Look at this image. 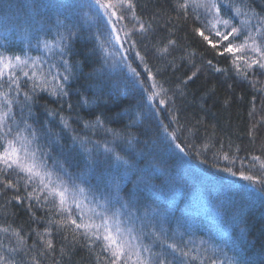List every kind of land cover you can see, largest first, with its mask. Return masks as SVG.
I'll return each mask as SVG.
<instances>
[{"label":"trees","instance_id":"obj_1","mask_svg":"<svg viewBox=\"0 0 264 264\" xmlns=\"http://www.w3.org/2000/svg\"><path fill=\"white\" fill-rule=\"evenodd\" d=\"M129 2L0 0V58L26 61L0 75V152L19 133L51 174L0 163V264H112L71 223L105 217L116 264H264V0H215L227 26L208 0Z\"/></svg>","mask_w":264,"mask_h":264},{"label":"snow or ice","instance_id":"obj_2","mask_svg":"<svg viewBox=\"0 0 264 264\" xmlns=\"http://www.w3.org/2000/svg\"><path fill=\"white\" fill-rule=\"evenodd\" d=\"M96 3L105 10V14L108 15L109 14V10L110 9H115L118 6L119 7H128L131 8L132 4L129 2V0H108V3H103L102 0H96ZM206 7L209 8V10L215 9L217 12V21L219 23L224 24L225 26L228 25V21L227 20H220L219 19V8L215 2V0H208V3L205 5ZM238 11V10H237ZM111 15H116L115 11L111 12ZM119 19H124L123 16H120ZM109 23H111V20L109 21ZM141 28H143V25L141 26ZM196 31L203 36V38L205 40H208L207 36H204L203 32H201V30L199 28L196 29ZM237 29L236 28H232L231 32H228L226 35L223 36L224 40H228L230 36L233 35V33H236ZM217 36H220L221 33L219 31L216 32ZM117 39H119L117 37ZM252 39V37H246L245 39V44H247L248 40ZM171 43V42H170ZM254 44V41H253ZM213 47H215V45H212ZM245 45H241V48H243ZM253 50L259 51L258 48H255ZM225 52H229V53H234L237 51H240V49L234 48L231 44V42H229L228 46L224 49ZM261 60H264V53L261 54ZM26 63V61H21L19 57L15 58V63L12 62H5L3 58H0V65H2V67H0V75L3 74V69L4 68H12V67H16L19 66L20 64H24ZM253 63H259V67L260 68H264V62H258V61H253ZM209 64H211V61H209ZM52 67H55V65H53ZM249 67H251V65H249ZM67 61H65V71L67 72ZM219 70V69H217ZM25 76H28L27 72H24ZM36 75L35 72L32 73V76L34 77ZM196 73H193V76H195ZM31 79V77H30ZM63 79L67 80L69 79L68 75H63ZM189 79H191V77H189ZM13 83H16V80L13 79L12 81ZM38 86V85H36ZM62 90V88H61ZM66 94V93H65ZM6 103L10 104V101H6ZM161 103H163V101H161ZM7 115V113H4L2 115H0V131L3 130V120H4V116ZM99 123V120L97 121ZM10 131V129H9ZM7 134V133H5ZM33 137H35V133L33 132L31 134ZM3 137H0V139H2ZM16 139L20 140L19 146H17L16 144ZM14 140H10L8 141L7 145L4 147V150L2 152H0V163L5 164L9 169L13 168L15 166L16 169H19L20 171H23L25 173H27L29 175V178H32L34 176H39L41 179V183H44V177L50 176V173H41L39 171L40 167L42 166V164L37 163L38 161V156H37V152L39 151V149H30V146L32 145L33 141L32 140H28L27 138H21L19 136V133H17V137ZM180 146L177 145V148H179ZM183 149H181L182 151ZM117 159H119V157H116ZM245 179H252L251 177H244ZM8 187H11V182L9 181L7 184ZM45 187H48V185L45 184ZM53 191H55V189H53ZM67 191V188L64 189V191H60L57 192V195H59L60 197V203L61 205H64L65 203V192ZM80 205L77 204V207H79ZM97 215H100V213H97ZM71 223L75 225L76 228H80V227H103L104 229V233L105 235L103 236V239L105 241L108 242L107 247L105 250H107L108 248H112V256L114 257L112 264H116L117 261H119L122 257V255L125 252V240L122 239V237L124 236V233L122 231V229L119 226V223L115 224V235H113V233L110 231L109 228V219L107 217L103 218L102 220V224L101 225H81V224H77L75 220H71ZM51 246V244H49V247ZM170 248H172L174 251H177V245L175 244H170L169 245ZM145 251H147V249H145ZM183 255L187 256L188 253L184 252ZM0 259H2V257H0ZM125 264H127V261H125ZM159 264H172V262H166L165 260L161 259L159 261ZM212 264H215V261L212 262Z\"/></svg>","mask_w":264,"mask_h":264},{"label":"rangeland","instance_id":"obj_3","mask_svg":"<svg viewBox=\"0 0 264 264\" xmlns=\"http://www.w3.org/2000/svg\"><path fill=\"white\" fill-rule=\"evenodd\" d=\"M87 13H88V11H87ZM89 14V13H88ZM212 27H213V30H214V32L216 33L217 31H219L220 33L222 32V28H220V26L218 25V23L214 20V21H212ZM111 31V30H110ZM112 32V31H111ZM119 34V33H118ZM118 37V36H117ZM119 38V37H118ZM120 40V39H119ZM234 44V43H233ZM241 45H243V44H241ZM241 45L239 44H237V45H232L234 48H237V49H240L241 48ZM253 57V56H252Z\"/></svg>","mask_w":264,"mask_h":264}]
</instances>
